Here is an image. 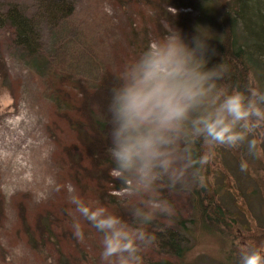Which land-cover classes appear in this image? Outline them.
<instances>
[{
  "label": "rangeland",
  "instance_id": "obj_1",
  "mask_svg": "<svg viewBox=\"0 0 264 264\" xmlns=\"http://www.w3.org/2000/svg\"><path fill=\"white\" fill-rule=\"evenodd\" d=\"M66 1L74 5L72 14L54 18L48 5L61 0H0L4 8L17 4L37 22L40 49H25L12 29L0 27V264H103L102 233L75 212L71 196L98 201L130 220L124 189L110 175L107 106L116 75L169 29L178 28L190 42L200 28L214 48L224 8L236 12L239 4ZM251 84L264 90L263 72ZM9 121L18 123L17 130ZM216 151L207 187L221 190L213 204L222 209L220 217L210 207L202 212L195 197L202 187L164 190L174 212L150 226L157 239L143 253L144 264H237L238 245L264 242V161L255 162L253 176L240 170L243 150ZM19 160L26 167L17 174ZM204 190L203 198L211 193ZM76 222L83 226L82 239L74 235ZM171 231L186 236L183 258L165 247L160 234Z\"/></svg>",
  "mask_w": 264,
  "mask_h": 264
},
{
  "label": "clouds",
  "instance_id": "obj_2",
  "mask_svg": "<svg viewBox=\"0 0 264 264\" xmlns=\"http://www.w3.org/2000/svg\"><path fill=\"white\" fill-rule=\"evenodd\" d=\"M210 38L198 28L189 42L169 29L116 75L107 106L110 175L124 189L130 220L71 196L75 212L102 233L103 264H144L157 239L150 226L174 212L163 191L206 187L217 148L242 149L240 170L253 176L264 161V90L230 84L232 67L222 59L209 66L218 55ZM73 229L82 239V224ZM237 257V264H264V242L238 245Z\"/></svg>",
  "mask_w": 264,
  "mask_h": 264
},
{
  "label": "trees",
  "instance_id": "obj_3",
  "mask_svg": "<svg viewBox=\"0 0 264 264\" xmlns=\"http://www.w3.org/2000/svg\"><path fill=\"white\" fill-rule=\"evenodd\" d=\"M238 9L232 12L224 8L222 16V36L219 41H213L214 48L218 51L219 56L215 63L221 59L229 63L232 67L229 83L239 85L240 87H252L251 78L258 72L264 75V0H239ZM48 11L54 18L69 16L74 11L73 3L61 0V2H52L48 5ZM0 27L12 29L15 42L31 52H39L37 22L27 15L17 4H9L5 8L0 3ZM214 63V64H215ZM100 125V120L96 121ZM242 150V149H241ZM207 186H210L209 167L206 171ZM210 183V184H209ZM196 190L195 197H198V204L202 212L210 207V212L220 217V206L213 208L217 204L216 198L219 197V190L215 187L214 192L208 187ZM206 188L207 196L203 198ZM204 201H208L204 205ZM212 205V206H211ZM216 206V205H215ZM217 207V206H216ZM161 233V232H160ZM161 237L166 238V246L171 253L178 258H183L187 251L184 242L186 236L183 234L168 232Z\"/></svg>",
  "mask_w": 264,
  "mask_h": 264
},
{
  "label": "bare ground",
  "instance_id": "obj_4",
  "mask_svg": "<svg viewBox=\"0 0 264 264\" xmlns=\"http://www.w3.org/2000/svg\"><path fill=\"white\" fill-rule=\"evenodd\" d=\"M17 122L15 121H9V125H11L13 127V130H17ZM22 136H20L21 138ZM18 164L16 165V169H17V174L20 173V172H23V170L25 169L26 167V164L23 163V161L19 160V161H16Z\"/></svg>",
  "mask_w": 264,
  "mask_h": 264
}]
</instances>
